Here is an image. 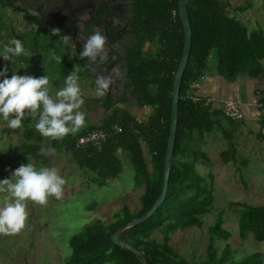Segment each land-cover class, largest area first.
<instances>
[{
  "label": "trees",
  "instance_id": "1",
  "mask_svg": "<svg viewBox=\"0 0 264 264\" xmlns=\"http://www.w3.org/2000/svg\"><path fill=\"white\" fill-rule=\"evenodd\" d=\"M178 2L134 0V29L139 36L138 44L127 68L128 96L116 101L127 103L130 98L142 107L150 108L146 121L133 118L115 106L116 101L104 96L96 99L108 113L100 128L110 131L114 125H118L122 132L110 133L101 150L97 151L91 146H75L80 135L97 126L89 125L80 132L59 139L49 137L52 149L57 151L62 148L70 153L82 169L100 176V184L118 176L121 170L119 152H126L135 171L136 191H140L137 206L131 207L129 203L123 202L122 208L114 213L113 222L96 220L86 225L83 233L71 237L69 243L72 252L65 264H142L135 253L115 245L112 235L148 212L162 191L171 120L172 83L184 44ZM249 5L248 2L233 7L227 0H189L186 5L192 29V45L180 84L177 132L167 192L163 202L147 220L119 236V239L141 251L148 264H195V255L190 260L180 255L171 244L172 236L189 227L203 228L208 216L211 220L206 227L207 253L202 260L197 257L200 260L198 264H264L261 252L239 254V250L228 241L233 234L224 225L227 211L218 209L214 204V176L211 172L203 176L197 167L199 161L209 167L213 163L203 149L191 145L194 140L203 139L205 135L217 139L218 132L222 133L224 140L230 138L231 131L210 115V108L205 105L204 99L193 100L190 96L192 84L205 75L210 56L214 55L218 73L228 81H235L238 76L255 78L264 75V27L249 29L241 23L237 14V11L245 10ZM172 12L175 14L172 15ZM44 30L39 25V32ZM146 42L150 47L144 50ZM67 57L61 58L63 63ZM0 60V68L9 65L2 57ZM71 60L73 64L65 65V70L72 72L78 67L79 77L87 76L85 60L78 55H74ZM17 61L27 62L23 55ZM49 66L56 68L55 63ZM15 70L9 77L18 71L20 75H27L19 69ZM53 72L57 74L56 69ZM259 101L264 108V97ZM224 117L231 127H235V120ZM36 118L26 110L20 127L24 130L18 160L45 164L48 154L41 150L40 143L44 137L35 128ZM237 154L235 143L230 140L226 148L219 151V160L223 166H229V163L241 158ZM246 162V159L241 158L243 165L246 166ZM228 208L236 216L237 234L241 240L251 235L255 241L264 243V204L230 201Z\"/></svg>",
  "mask_w": 264,
  "mask_h": 264
},
{
  "label": "rangeland",
  "instance_id": "2",
  "mask_svg": "<svg viewBox=\"0 0 264 264\" xmlns=\"http://www.w3.org/2000/svg\"><path fill=\"white\" fill-rule=\"evenodd\" d=\"M227 1L233 7L249 2V8L243 12L237 11L241 23L249 29L258 26L264 27V0ZM8 11L11 14L6 17H2L0 13V37L5 35L9 40L10 38L21 39L27 56L25 64H21L17 61L19 58H16L13 61L15 62L13 66L16 69H27L29 71L27 75L35 77L48 75L50 78L49 94L56 98L55 93L64 87L65 77L78 71V67L72 72L65 70V65L73 64L72 51L68 48L62 35L51 30L50 32L35 33L28 24L18 21L11 9ZM25 25L28 27L26 28ZM34 52L39 54L34 56ZM65 56L68 57L63 63L61 58ZM57 57H60V60ZM51 63L56 64L57 74L53 72L55 69L51 66H48V70L47 68L43 69L45 65ZM89 83L88 78L84 83L79 77L81 94L84 99V104L79 110L85 112L86 115H89L92 111L91 108L97 103V93L94 92L95 96H92ZM134 102L129 99L124 106L131 108L135 104ZM98 110H100L99 107ZM40 111H42V105L37 109V114ZM98 112L95 110V113ZM38 118L39 115L36 120ZM23 130V128H9L0 116V179L10 178L14 169L21 164L30 162L37 169L41 167L55 168L58 174L65 179V184L62 186V195L59 198L49 195L45 204H39L32 200L26 201L28 215L25 227L17 233H0V264H65L72 252L69 243L71 237L83 233L84 227L96 220H102L104 223L113 222L114 213L122 208L123 202L129 203L131 207L137 206L138 192L140 191L137 192L135 188V171L129 155L120 151L121 170L118 176L100 184L99 182H102L100 176L82 169L72 159L70 153H66L62 148L52 151L49 137L43 135L44 140L40 143L41 150L46 155L48 154V161L45 164L19 161ZM253 142L256 145L258 140L253 139ZM193 144L199 146V142L196 140L191 143V145ZM242 144L248 145L244 142ZM259 144L260 146L252 152L244 151V149L239 151L245 153V156H241V158L247 160L246 166L243 163H238L235 166H231L234 163L223 166L219 160L218 151L214 149L215 144L213 147L207 145L205 152L213 165L209 167L201 163L197 167L203 176H207L208 172L214 176V204L218 209L227 211L228 217L224 225L233 234L232 238L228 240L230 244L239 250V254L261 252L264 256L263 242L255 241L251 235L245 240L240 239L237 234L236 216L228 208L230 201L264 204V141ZM8 197L9 193L0 190V206H3ZM210 220L211 217L208 216L202 229L189 227L186 231L172 236L171 244L180 255L187 260L193 259V255H195V264H198L206 256V227ZM157 236L160 239V236ZM197 257L201 259L197 260Z\"/></svg>",
  "mask_w": 264,
  "mask_h": 264
},
{
  "label": "clouds",
  "instance_id": "3",
  "mask_svg": "<svg viewBox=\"0 0 264 264\" xmlns=\"http://www.w3.org/2000/svg\"><path fill=\"white\" fill-rule=\"evenodd\" d=\"M63 38L65 41L69 40L67 36ZM107 39L99 28L93 29L92 33L87 36L79 55L96 59L98 54H103L101 58H105ZM22 54H26V49L19 38H12L0 49V57L4 60H14ZM57 59L60 60V57ZM7 73V66L0 68V116L7 122L9 128L22 127L26 110L29 115L36 118L37 109L41 105L42 111L38 114L39 118L36 120L35 128L43 136L53 139L63 138L70 133L78 132L85 125L86 114L79 110L84 104V99L77 72L65 77L64 87L55 93L56 98L49 94L50 78L48 75L35 77L13 73L9 77ZM94 83L96 93L104 97L105 93L110 90L109 86L113 83V78L110 75H97ZM64 184L65 179L58 174L55 168L37 169L30 162L14 169L10 178L0 179V190L9 193L3 206H0V233H17L22 230L28 215L26 201L32 200L45 204L49 195L59 198L62 195Z\"/></svg>",
  "mask_w": 264,
  "mask_h": 264
},
{
  "label": "flooded vegetation",
  "instance_id": "4",
  "mask_svg": "<svg viewBox=\"0 0 264 264\" xmlns=\"http://www.w3.org/2000/svg\"><path fill=\"white\" fill-rule=\"evenodd\" d=\"M22 1L26 2L39 16L36 17L26 11L22 6ZM22 1L0 0L2 17L9 16L11 13L8 10L11 9L18 21L28 24L35 33L50 32L51 30L63 37H69L65 43L72 51L71 58L78 55L87 64V76L80 78L84 83L86 78L89 79L90 90L96 92L94 81L97 75H110L113 78V83L110 84V90L105 93V96L111 94L110 97L124 98L127 94V68L135 54L139 37L134 29V0H31V3L29 0ZM85 16L86 19L83 18ZM39 25L44 27V32H39ZM28 26L25 25L26 28ZM96 28H99L108 38L105 41L106 57L102 59L103 54H98L96 59L81 57L79 53L82 51L87 36ZM57 29L59 31H56ZM10 40L5 35L0 37V49ZM22 55L27 60L26 54ZM13 61L15 59L6 60L9 64L8 70H10L7 73L8 76L15 70ZM20 63L25 64V61H20ZM48 66L45 65L47 70ZM19 70L25 74L29 72L27 69Z\"/></svg>",
  "mask_w": 264,
  "mask_h": 264
},
{
  "label": "crops",
  "instance_id": "5",
  "mask_svg": "<svg viewBox=\"0 0 264 264\" xmlns=\"http://www.w3.org/2000/svg\"><path fill=\"white\" fill-rule=\"evenodd\" d=\"M241 12H243V10ZM174 14L175 13L172 12V15ZM149 47V43L146 42V44L144 45V50H147ZM191 90L192 92H190V96L199 99H204L205 105L209 106L210 108V115H212V117L216 120H219L223 126H226L229 131H231V139L229 138V140H224V137L220 132L217 133V139H212L211 136L205 135L203 139L197 140L199 142L198 147L200 149H203L204 152L206 150L205 147L207 145H212L213 147L215 144L214 149L218 151L219 157V151L226 148L228 142L232 140L235 143L236 150L238 151L237 156L240 157L245 156V153L239 152L240 150L244 149V151L250 150L252 152L258 146H260L259 143L264 141V108L262 106V103L259 101L260 98L264 97L263 74L255 78L249 76H238L235 81H228L218 73L215 58L214 55H212L210 56V61L208 62L205 75L198 82L192 84ZM91 93L92 96H95L93 94V91H91ZM126 93V95L128 96L127 89ZM110 96L111 94L106 97ZM99 98L100 96L98 95L96 99ZM110 99L113 101L121 100L119 98L114 97H110ZM226 99H232L236 101L239 105L240 110H242V112L244 113V117L242 119L235 120V127H231V123L226 121V118L224 117V114L222 112V104ZM134 103L135 104H133L131 108L124 106L125 103H121V101H116L114 105L128 112L133 118L139 121H146L148 113H150L151 109L147 107H142L136 101ZM94 105L95 106L91 108L92 111L89 113V115L85 116V125L78 132H80L84 128H87V126L89 125L97 126L96 128H100L104 118H106V116L108 115V113L103 109V107L98 104V102ZM98 107L100 110H98ZM95 110L99 112L95 113ZM253 139L258 140V143L256 142V145H254ZM243 142L248 145L244 146L242 144ZM194 147L197 146L195 145ZM101 149L96 150L99 151ZM232 163L234 162L229 163V165ZM238 163H241L240 158H238V160L231 166H235ZM200 164L201 161L197 163V166Z\"/></svg>",
  "mask_w": 264,
  "mask_h": 264
},
{
  "label": "water",
  "instance_id": "6",
  "mask_svg": "<svg viewBox=\"0 0 264 264\" xmlns=\"http://www.w3.org/2000/svg\"><path fill=\"white\" fill-rule=\"evenodd\" d=\"M22 1V0H21ZM189 2V0H179L178 2V13L182 22L183 31H184V44L182 49V54L178 62V66L175 70L174 77H173V83H172V90H171V120H170V127H169V135L167 140V146H166V152L164 157V175H163V187L162 191L155 201V203L152 205V207L149 209L148 212H146L144 215L130 221L129 223L125 224L121 228H119L113 235H112V241L115 245H118L120 247H123L125 249H128L129 251H132L137 255L140 262L142 264H148L146 259L144 258L141 251L134 248L130 243H127L121 239H119V236L125 232L126 230L134 227L135 225L147 220L154 212L155 210L160 206V204L163 202L166 192H167V185H168V178L169 173L171 169V163H172V157H173V149H174V143L176 139V132H177V123H178V100H179V90H180V84L182 75L184 72V69L187 65L191 45H192V29L190 20L188 17V12L186 5ZM22 6L25 8L26 11L30 12L31 14L38 17L39 15L37 12H35L26 2L22 1Z\"/></svg>",
  "mask_w": 264,
  "mask_h": 264
},
{
  "label": "built area",
  "instance_id": "7",
  "mask_svg": "<svg viewBox=\"0 0 264 264\" xmlns=\"http://www.w3.org/2000/svg\"><path fill=\"white\" fill-rule=\"evenodd\" d=\"M192 99L197 100L198 98L192 97ZM222 112L226 117L233 120H240L244 117V113L240 110L238 103L232 99H226L223 102ZM120 132H122V128L119 126H114L110 131L94 128L78 138L76 147L87 148L91 146L96 149H101L108 140L110 133L116 134Z\"/></svg>",
  "mask_w": 264,
  "mask_h": 264
}]
</instances>
